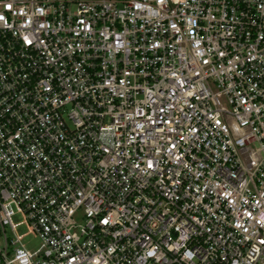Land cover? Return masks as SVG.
<instances>
[{
    "label": "built area",
    "instance_id": "obj_1",
    "mask_svg": "<svg viewBox=\"0 0 264 264\" xmlns=\"http://www.w3.org/2000/svg\"><path fill=\"white\" fill-rule=\"evenodd\" d=\"M0 264H264V0H0Z\"/></svg>",
    "mask_w": 264,
    "mask_h": 264
},
{
    "label": "rangeland",
    "instance_id": "obj_2",
    "mask_svg": "<svg viewBox=\"0 0 264 264\" xmlns=\"http://www.w3.org/2000/svg\"><path fill=\"white\" fill-rule=\"evenodd\" d=\"M19 233L26 234L28 233V229L26 227H22L19 229ZM25 243L32 250H35L39 247V240L33 236L26 237Z\"/></svg>",
    "mask_w": 264,
    "mask_h": 264
}]
</instances>
